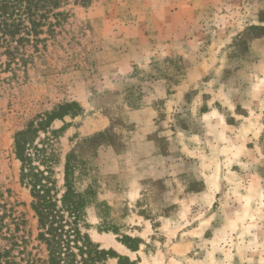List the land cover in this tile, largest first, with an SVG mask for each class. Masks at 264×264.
Returning <instances> with one entry per match:
<instances>
[{
  "label": "rangeland",
  "instance_id": "1",
  "mask_svg": "<svg viewBox=\"0 0 264 264\" xmlns=\"http://www.w3.org/2000/svg\"><path fill=\"white\" fill-rule=\"evenodd\" d=\"M66 8L47 56L0 80V188L29 250L45 256L13 138L75 101L83 112L53 127L63 158L87 161L94 241L132 264H264V0Z\"/></svg>",
  "mask_w": 264,
  "mask_h": 264
},
{
  "label": "trees",
  "instance_id": "2",
  "mask_svg": "<svg viewBox=\"0 0 264 264\" xmlns=\"http://www.w3.org/2000/svg\"><path fill=\"white\" fill-rule=\"evenodd\" d=\"M71 1L87 4L90 0H0V80L4 74H8L6 81L18 80L47 56L49 46L68 22L71 12L66 6ZM82 112L78 102L61 104L36 115L15 133L12 147L21 163L20 183L30 191L37 240L44 246L45 256L36 257L29 250L25 220L0 188V264H108L111 258L132 264L93 240L88 208L95 203V191L91 185L84 190L78 187L87 161L76 149L63 158L57 147L65 129L54 128V122ZM121 242L138 250L124 239Z\"/></svg>",
  "mask_w": 264,
  "mask_h": 264
}]
</instances>
